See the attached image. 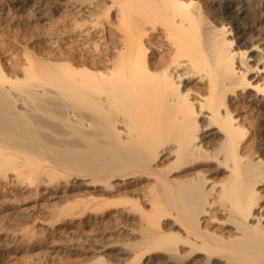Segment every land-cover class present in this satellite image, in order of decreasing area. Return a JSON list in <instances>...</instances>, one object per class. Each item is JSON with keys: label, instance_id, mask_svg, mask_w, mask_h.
<instances>
[{"label": "bare ground", "instance_id": "1", "mask_svg": "<svg viewBox=\"0 0 264 264\" xmlns=\"http://www.w3.org/2000/svg\"><path fill=\"white\" fill-rule=\"evenodd\" d=\"M51 1L67 4L39 0L41 16ZM94 1L78 12L90 29L49 43H72L71 57L29 55L14 75L0 60V171L88 179L119 198L68 211L141 216L129 258L90 264H264V150L251 143L258 120L264 134V43L238 45L234 6L217 8L216 24L192 0ZM139 179L151 182L142 198L121 187Z\"/></svg>", "mask_w": 264, "mask_h": 264}, {"label": "rangeland", "instance_id": "2", "mask_svg": "<svg viewBox=\"0 0 264 264\" xmlns=\"http://www.w3.org/2000/svg\"><path fill=\"white\" fill-rule=\"evenodd\" d=\"M38 1L0 0V60L11 75L21 72L29 55L41 57L50 51L56 55V58L71 57L75 51L72 43L59 42L52 47L49 45L50 41L64 32L73 31L76 27H82L78 28L79 31L93 26L92 17L78 16V12L83 10V0L80 2L82 5L78 4V6H71L68 0H61L68 5L47 2L45 6L48 5V8L44 16L37 11ZM192 1L204 6L210 20L216 24L221 21L214 15L217 8L234 6L230 12L232 14L228 15L233 19L230 27L234 29L238 27L235 30L238 45L247 48L253 43H264V0ZM93 2L96 3L94 0ZM243 6L246 9L244 21L236 16L238 12L236 10ZM80 7L81 9L78 10ZM92 7L93 13L95 8H97L95 12L102 8V6ZM114 21L113 16L101 18L103 24ZM239 24L244 26L239 27ZM260 54L263 55V52ZM260 54L258 53V56ZM82 55L85 58L87 51L77 52L76 60H81ZM251 113L252 117L258 118L256 110ZM257 123L258 126L251 130V143L255 142L254 147L262 151L264 134L259 127L260 121L258 120ZM257 134L258 136L255 137ZM261 159H264V154ZM1 171L0 264H86L87 262L90 264L98 256L116 263L117 260L129 258V255L123 256L121 253L123 250L127 252V245L130 242L141 238L140 230L144 221L139 214L129 211L124 206L111 207L102 212L88 211L82 216L80 209H74L73 212V209L70 210V207L76 203L92 200L96 196L97 199L102 197L108 200L119 198L103 191L101 187L90 186L88 179L42 174L39 183L29 181L19 183L15 172L6 169ZM43 171L42 169L39 172ZM5 174L10 178L4 179ZM129 182L128 185L124 184L126 186L121 184V187L136 191L134 195L137 194L140 198H142V190L146 188L145 185L148 187L151 183L143 179H139V182L133 181L135 184ZM142 200V203L146 201V204L142 205L147 208L148 200L144 198ZM177 263L183 264L182 262L172 264Z\"/></svg>", "mask_w": 264, "mask_h": 264}]
</instances>
